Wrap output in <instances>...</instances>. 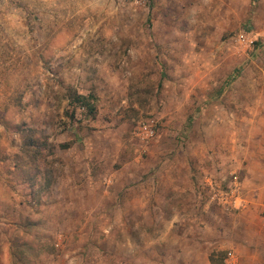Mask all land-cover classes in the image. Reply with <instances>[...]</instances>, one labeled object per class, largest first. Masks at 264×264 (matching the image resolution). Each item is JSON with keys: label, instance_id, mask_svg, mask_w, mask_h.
Listing matches in <instances>:
<instances>
[{"label": "rangeland", "instance_id": "obj_1", "mask_svg": "<svg viewBox=\"0 0 264 264\" xmlns=\"http://www.w3.org/2000/svg\"><path fill=\"white\" fill-rule=\"evenodd\" d=\"M258 156L264 0H0V264H264Z\"/></svg>", "mask_w": 264, "mask_h": 264}, {"label": "trees", "instance_id": "obj_2", "mask_svg": "<svg viewBox=\"0 0 264 264\" xmlns=\"http://www.w3.org/2000/svg\"><path fill=\"white\" fill-rule=\"evenodd\" d=\"M70 100L73 105L80 106L81 102H87L89 99L80 95L70 94Z\"/></svg>", "mask_w": 264, "mask_h": 264}, {"label": "crops", "instance_id": "obj_3", "mask_svg": "<svg viewBox=\"0 0 264 264\" xmlns=\"http://www.w3.org/2000/svg\"><path fill=\"white\" fill-rule=\"evenodd\" d=\"M259 157V159H256L255 161H254V166L257 168H262V167H264V159H261L260 158V156H258ZM262 171L261 170H257V173L256 174H260ZM263 173H264V171H263Z\"/></svg>", "mask_w": 264, "mask_h": 264}, {"label": "built area", "instance_id": "obj_4", "mask_svg": "<svg viewBox=\"0 0 264 264\" xmlns=\"http://www.w3.org/2000/svg\"><path fill=\"white\" fill-rule=\"evenodd\" d=\"M120 2V0H118V3Z\"/></svg>", "mask_w": 264, "mask_h": 264}]
</instances>
